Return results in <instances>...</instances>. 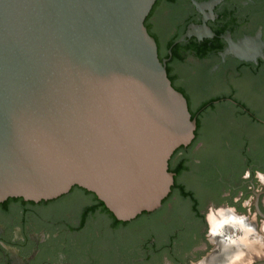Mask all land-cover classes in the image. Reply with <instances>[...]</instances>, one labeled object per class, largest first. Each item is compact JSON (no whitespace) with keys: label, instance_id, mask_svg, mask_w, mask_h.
Returning a JSON list of instances; mask_svg holds the SVG:
<instances>
[{"label":"water","instance_id":"water-1","mask_svg":"<svg viewBox=\"0 0 264 264\" xmlns=\"http://www.w3.org/2000/svg\"><path fill=\"white\" fill-rule=\"evenodd\" d=\"M155 2L0 0V203L79 187L121 222L160 206L196 121L145 26Z\"/></svg>","mask_w":264,"mask_h":264},{"label":"flooded vegetation","instance_id":"flooded-vegetation-1","mask_svg":"<svg viewBox=\"0 0 264 264\" xmlns=\"http://www.w3.org/2000/svg\"><path fill=\"white\" fill-rule=\"evenodd\" d=\"M210 1L156 0L146 19L196 121L194 139L169 160L174 184L160 206L121 222L79 187L50 201L8 199L0 264L264 261V0ZM202 25L212 37L179 42ZM217 85L224 88L194 103L189 87L205 94Z\"/></svg>","mask_w":264,"mask_h":264},{"label":"rangeland","instance_id":"rangeland-1","mask_svg":"<svg viewBox=\"0 0 264 264\" xmlns=\"http://www.w3.org/2000/svg\"><path fill=\"white\" fill-rule=\"evenodd\" d=\"M169 9V7H167L166 4H164V2H162V4L160 5L158 11L159 12H165ZM189 66H184V67H180V72H183L184 74H187V72L189 71L188 69ZM189 93L193 96V101L196 104L197 100H199L201 98V95H203L204 93H200L197 92L195 88H193L192 86L189 87Z\"/></svg>","mask_w":264,"mask_h":264},{"label":"trees","instance_id":"trees-1","mask_svg":"<svg viewBox=\"0 0 264 264\" xmlns=\"http://www.w3.org/2000/svg\"><path fill=\"white\" fill-rule=\"evenodd\" d=\"M176 0H168V2L170 3V4H173L174 2H175ZM145 25H146V21H145ZM209 42V41H208ZM167 74H168V77H169V79L172 81V77H171V75L168 73V71H167ZM172 85H173V82H172ZM173 87H175L174 85H173ZM176 89V88H175ZM179 91V90H178ZM192 119H193V117H192ZM99 205L105 210V211H107L113 218H114V216L112 215V213H110L108 210H107V208L104 206V204L100 201L99 202ZM115 219V218H114Z\"/></svg>","mask_w":264,"mask_h":264},{"label":"bare ground","instance_id":"bare-ground-1","mask_svg":"<svg viewBox=\"0 0 264 264\" xmlns=\"http://www.w3.org/2000/svg\"><path fill=\"white\" fill-rule=\"evenodd\" d=\"M238 255H236V256H233V257H227V259H228V261L229 262H239L238 264H240V259H241V257H237ZM232 259V260H231ZM242 260V259H241Z\"/></svg>","mask_w":264,"mask_h":264}]
</instances>
